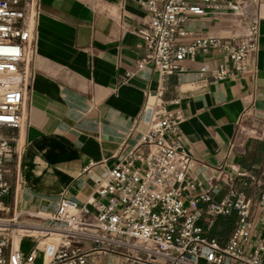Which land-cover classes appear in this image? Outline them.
I'll list each match as a JSON object with an SVG mask.
<instances>
[{"label":"crops","instance_id":"0c3cea01","mask_svg":"<svg viewBox=\"0 0 264 264\" xmlns=\"http://www.w3.org/2000/svg\"><path fill=\"white\" fill-rule=\"evenodd\" d=\"M254 17L258 45L244 72L218 79L215 73L229 66L228 59L200 50L184 60L183 70L161 77L151 63L142 64L138 31L147 11L140 0H39L25 63L22 124L0 129L19 152L10 165L7 202L23 214L52 210L62 197L84 202L94 194L96 179L146 130L144 106L159 90L168 108L182 116L177 138L193 160L190 174L202 183L192 195L207 190L222 172L233 177L237 191H263L264 0H223L219 11L191 15L179 40L217 36L235 42ZM90 161L95 165L86 172ZM227 194L223 189L213 196ZM252 221L248 249L264 244L258 208ZM199 222L207 234L214 221ZM99 261L123 264L116 254Z\"/></svg>","mask_w":264,"mask_h":264},{"label":"built area","instance_id":"2783aa9c","mask_svg":"<svg viewBox=\"0 0 264 264\" xmlns=\"http://www.w3.org/2000/svg\"><path fill=\"white\" fill-rule=\"evenodd\" d=\"M140 2L147 11L138 31L145 48L142 64L151 63L161 77L183 70L184 60L194 59L201 50L228 59L229 66L215 73L224 79L244 72L257 48L258 17L235 42L217 36L179 40L191 15L219 11L223 0ZM38 5L39 0H0V129L22 124L25 63ZM161 95L157 91L145 104L146 130L104 177L96 179L94 194L82 203L62 197L49 211L23 214L7 202L10 165L19 152L12 138L0 134V264H36L39 255L41 264H101L99 259L110 254L123 264H264L263 243L247 248L254 208L264 221V190L248 196L235 190L233 177L222 172L207 190L192 195L202 183L190 174L193 160L177 138L182 116L169 109ZM94 165L90 161L84 170ZM223 189L227 196L216 200L213 195ZM233 212L238 221L224 244L209 237L199 222L207 217L212 223ZM25 239L31 240L26 252L20 245Z\"/></svg>","mask_w":264,"mask_h":264},{"label":"trees","instance_id":"16d2710c","mask_svg":"<svg viewBox=\"0 0 264 264\" xmlns=\"http://www.w3.org/2000/svg\"><path fill=\"white\" fill-rule=\"evenodd\" d=\"M237 221L238 215L236 212L230 215H219L214 219L207 235L217 239L220 244H224V240L234 231Z\"/></svg>","mask_w":264,"mask_h":264},{"label":"rangeland","instance_id":"374dc122","mask_svg":"<svg viewBox=\"0 0 264 264\" xmlns=\"http://www.w3.org/2000/svg\"><path fill=\"white\" fill-rule=\"evenodd\" d=\"M30 221H36V220H30ZM21 247H23L24 249L29 248L31 245V240L30 239H25L23 242H21ZM42 263V259H41V255H39L38 259L36 260V264H41Z\"/></svg>","mask_w":264,"mask_h":264},{"label":"bare ground","instance_id":"6f19581e","mask_svg":"<svg viewBox=\"0 0 264 264\" xmlns=\"http://www.w3.org/2000/svg\"><path fill=\"white\" fill-rule=\"evenodd\" d=\"M23 248V247H22Z\"/></svg>","mask_w":264,"mask_h":264}]
</instances>
